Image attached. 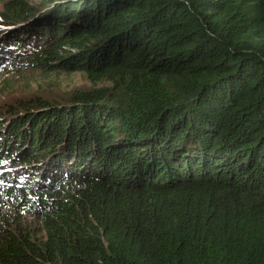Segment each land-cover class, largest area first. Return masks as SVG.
<instances>
[{"label": "trees", "instance_id": "1", "mask_svg": "<svg viewBox=\"0 0 264 264\" xmlns=\"http://www.w3.org/2000/svg\"><path fill=\"white\" fill-rule=\"evenodd\" d=\"M0 27L13 67L110 82L0 108V264H264V0H6Z\"/></svg>", "mask_w": 264, "mask_h": 264}, {"label": "rangeland", "instance_id": "2", "mask_svg": "<svg viewBox=\"0 0 264 264\" xmlns=\"http://www.w3.org/2000/svg\"><path fill=\"white\" fill-rule=\"evenodd\" d=\"M5 2L6 0H0V16ZM30 55L25 54L18 59ZM9 61L0 58V108L3 115L9 114L8 107H19L25 101L34 102L38 99L64 101L76 90L110 85L107 81L92 83L88 75L80 71L67 72L36 66L13 67Z\"/></svg>", "mask_w": 264, "mask_h": 264}, {"label": "water", "instance_id": "3", "mask_svg": "<svg viewBox=\"0 0 264 264\" xmlns=\"http://www.w3.org/2000/svg\"><path fill=\"white\" fill-rule=\"evenodd\" d=\"M77 1H78V0H77ZM55 2H56V1H55ZM40 4H41V3H40ZM44 4H45V6H44V5H42L43 7L40 6L39 9H40L41 11H40V13L38 12L37 15L49 11L51 8H53V7L55 6L56 3H55V4H54V3H50V4H49V3H44ZM41 7H42V8H41ZM47 9H48V10H47ZM38 11H39V10H38Z\"/></svg>", "mask_w": 264, "mask_h": 264}]
</instances>
